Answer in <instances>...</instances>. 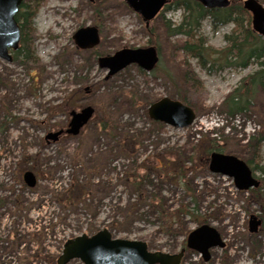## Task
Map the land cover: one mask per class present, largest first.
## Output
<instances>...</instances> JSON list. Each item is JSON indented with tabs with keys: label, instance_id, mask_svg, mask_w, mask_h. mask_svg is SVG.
Here are the masks:
<instances>
[{
	"label": "rangeland",
	"instance_id": "1",
	"mask_svg": "<svg viewBox=\"0 0 264 264\" xmlns=\"http://www.w3.org/2000/svg\"><path fill=\"white\" fill-rule=\"evenodd\" d=\"M40 1L35 62L0 58V264H57L67 240L103 229L113 238L146 242L151 251L177 253L203 223L216 227L226 246L212 248L208 262L187 248L182 264H264L263 208L231 177L212 172L204 153L206 140L216 138L226 153L252 154V137L264 134V89L246 114L229 116L222 102L258 66L209 74L180 49L185 36L169 34V21L172 27L180 22L182 10L167 5L147 26L125 0ZM257 1L264 8V0ZM87 26L99 29L100 42L80 48L74 34ZM232 28H215L206 18L201 32L223 47ZM150 33L160 55L156 71L141 73L131 64L109 75L102 67L101 57L149 46ZM188 64L203 92L183 85ZM176 87L196 118L183 128L154 124L150 105L177 100ZM87 105L95 113L78 135L45 140L48 132L68 127L71 110ZM166 157L180 163L188 188L165 177L176 174L172 163L164 174L150 172ZM27 170L38 178L33 187L24 181ZM254 172L264 197V143ZM136 173L146 175L140 191L132 182ZM186 207L195 214L173 218ZM253 215L262 221L257 232L249 230Z\"/></svg>",
	"mask_w": 264,
	"mask_h": 264
},
{
	"label": "water",
	"instance_id": "2",
	"mask_svg": "<svg viewBox=\"0 0 264 264\" xmlns=\"http://www.w3.org/2000/svg\"><path fill=\"white\" fill-rule=\"evenodd\" d=\"M93 1V0H91ZM127 5L138 12L146 22L154 19L169 0H125ZM207 6H227L230 0H195ZM23 0H0V58L11 62L13 56L10 50H17L21 38V30L16 20ZM245 8L253 14L252 28L264 36V8L257 0H244ZM76 44L80 48H91L100 42V32L96 26L82 27L74 34ZM103 68L115 74L125 67L136 64L141 69L152 71L159 61L157 49L154 46L143 48H122L112 55L100 58ZM95 108L91 105L83 107L80 111L73 110L69 127L66 132L78 135L81 128L92 118ZM149 115L156 121L177 128L190 125L196 118L192 107L180 100L164 97L153 102L149 107ZM63 129L51 131L46 134L47 142L57 141ZM209 169L214 173L227 175L234 180L238 189L248 190L258 187L260 181L254 176L248 163L237 155L214 151L210 155ZM24 181L30 187L36 185V174L25 171ZM261 219L252 216L250 219V232H257ZM226 245L219 230L203 223L187 236V247L197 251L207 262L211 259V249L224 248ZM185 248L177 253L151 251L146 242L113 238L108 229L98 231L92 236L82 234L69 239L64 244L62 254L57 264H67L70 260L78 258L84 264H181Z\"/></svg>",
	"mask_w": 264,
	"mask_h": 264
},
{
	"label": "trees",
	"instance_id": "3",
	"mask_svg": "<svg viewBox=\"0 0 264 264\" xmlns=\"http://www.w3.org/2000/svg\"><path fill=\"white\" fill-rule=\"evenodd\" d=\"M41 8L40 0H24L21 4L20 11L16 15V20L21 29L20 46L18 50L13 51L14 59H22L23 61L34 63L36 49L34 46L33 36L35 33V18ZM181 9V21L172 23L169 21L167 27L171 35H183V41L180 49L187 55L188 58L196 59L199 65L205 69L209 74L220 72L228 68L245 69L251 65H257V69L244 76L240 83L231 90L224 98L222 105L229 116H236L238 114H246L253 105L254 99L260 90L264 89V36L256 33L252 28V14L249 9L245 8L242 1L231 0L227 6L210 7L195 0H170L167 4V9ZM210 18L213 27L225 24H233V28L229 33L225 34L226 44L223 47H215L209 44L207 37L201 32L202 22L204 19ZM148 41L149 46H155L157 39L150 33ZM156 47V46H155ZM157 48V47H156ZM188 66L181 72L183 85L198 92L204 91V83L199 78L197 73L189 69ZM141 73L146 71L139 68ZM157 70V67L151 72ZM174 96L177 100L183 103H188L186 94L182 93L178 87L175 88ZM175 97V98H176ZM106 122L103 121L100 129L106 130ZM154 124H161L155 121ZM253 152L252 154L245 150L244 153L238 154L242 157L252 168L256 171L262 161L264 134L254 135L252 137ZM252 142L248 144L251 146ZM126 146L127 144H122ZM213 151H220L226 153L227 147L221 145L216 141V138H209L206 140L204 153L209 160L210 154ZM176 168V174L170 176V172L166 173L167 179L174 178L184 187H187L188 182L184 179L183 168L177 161L172 162L170 158L162 159L161 166L150 169L155 170L159 168V175L164 174L161 171L170 169V165ZM191 169V168H190ZM179 170V172H178ZM132 182L136 184L137 190H141L140 185L146 175L140 176L137 173L132 175ZM188 188V187H187ZM252 194V198L263 208L264 212V197L261 193V187L251 188L247 191ZM154 204V202H152ZM194 215L195 209L186 207L179 209L173 218L178 217L182 213ZM164 216V214L162 213ZM201 223V220H197Z\"/></svg>",
	"mask_w": 264,
	"mask_h": 264
},
{
	"label": "flooded vegetation",
	"instance_id": "4",
	"mask_svg": "<svg viewBox=\"0 0 264 264\" xmlns=\"http://www.w3.org/2000/svg\"><path fill=\"white\" fill-rule=\"evenodd\" d=\"M167 4H168V3H167ZM68 125H69V124H68ZM67 128H68V127H67ZM67 128H65V129H64V128H61V129H64L63 134L66 133V129H67ZM63 134H62V135H63ZM62 135H61V136H62ZM261 223H262V222H261Z\"/></svg>",
	"mask_w": 264,
	"mask_h": 264
}]
</instances>
